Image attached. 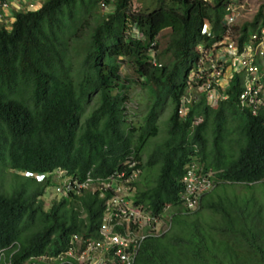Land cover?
<instances>
[{"label": "trees", "instance_id": "1", "mask_svg": "<svg viewBox=\"0 0 264 264\" xmlns=\"http://www.w3.org/2000/svg\"><path fill=\"white\" fill-rule=\"evenodd\" d=\"M131 1L44 0L13 12L9 27L0 22V264H38L31 258L65 250L71 235L92 236L104 206L85 190L45 204L51 180L23 171L106 176L122 168L130 148L141 169L136 203L156 215L172 209L169 227L143 240L134 264H264V113L237 108L235 81L216 108L201 98L185 118L176 111L196 45L225 32L227 0H149L137 10ZM100 6L110 9L99 15ZM263 15L264 3L252 21L231 26L239 45ZM135 84L149 94L138 126L126 121ZM168 100L165 137L144 163ZM195 115L203 120L192 126ZM233 130L236 149L226 155L223 142ZM193 156L222 183L188 212L179 202L180 179ZM236 186L249 189L248 196L236 194ZM258 186L260 197L252 193Z\"/></svg>", "mask_w": 264, "mask_h": 264}, {"label": "built area", "instance_id": "2", "mask_svg": "<svg viewBox=\"0 0 264 264\" xmlns=\"http://www.w3.org/2000/svg\"><path fill=\"white\" fill-rule=\"evenodd\" d=\"M250 1L227 0L225 14L221 19L225 27L222 37L210 45L196 46L197 56L186 76L185 94L181 96L177 110L180 117L186 116L190 105L197 103L201 97L211 107L225 100L226 91L234 79L239 81V109L252 116L264 113V65L261 61L264 59V22L258 27L261 17L256 30L249 32L242 45L237 41L239 36L234 35L231 29L238 14L249 6ZM256 1L259 4L258 11L264 0ZM209 28L210 24L205 21L203 32L209 34ZM133 31L136 32V29ZM151 52L154 54L152 49ZM152 63L160 66L155 59ZM236 74L242 75V78ZM200 120L197 118L195 123ZM136 164L137 161L130 156L123 161L121 170L105 178H93L88 174L81 181L61 179L54 187L57 194L79 193L90 189L105 200L97 236L73 235L64 251L56 256H40L38 260L50 264H134L143 240L149 235H157L166 225L162 216L153 214L132 199L133 182L140 172ZM61 175L62 172L58 171L57 176L62 178ZM182 184L181 203L184 208L193 210L198 205L200 195L211 186V181L191 166L183 176Z\"/></svg>", "mask_w": 264, "mask_h": 264}, {"label": "rangeland", "instance_id": "3", "mask_svg": "<svg viewBox=\"0 0 264 264\" xmlns=\"http://www.w3.org/2000/svg\"><path fill=\"white\" fill-rule=\"evenodd\" d=\"M149 0H132L131 1V7L132 9H142L145 6V3H147ZM30 4H35V0H30L27 2L26 7L30 8ZM258 2L256 0H251L250 4L248 7H246L245 10H243L242 12H240V14H238L234 25H242L245 22H250L252 20V18L254 17V15L256 14L257 11V7H258ZM35 6V5H34ZM110 8H102L100 6V8H98V14L102 15L105 11L109 10ZM225 14V13H224ZM264 22V15L262 16V18L260 19V24L258 27L261 26V24ZM256 30V26L255 28H249V32H252ZM258 30V29H257ZM168 34V31H163L162 32V36H165ZM193 54V52H192ZM263 65H264V59L261 60ZM128 67H124L123 70L125 72H130L131 70H127ZM261 69V68H260ZM241 74V73H240ZM238 74H236L237 76ZM242 75H238V78H242ZM180 77H182V72L180 73ZM235 81V84H238L239 81L233 80V82ZM240 85V83H239ZM148 91L147 89H143L140 85H131V88L129 89V101L127 102V108H128V115H127V120L129 123L138 126L139 122L142 121L143 116L146 114V111L148 109L146 103L148 102L147 99L149 96V94H147ZM172 111V105H171V101L168 100L164 110H162L159 113V116L157 117V122H158V126H159V133L155 138H151L148 143L145 145L144 148V154L142 155V162L145 163V161L147 160V155H149V153L151 152V149L153 148V146L156 143H160L161 141H163L164 137H165V130H166V120L169 117V114ZM241 113L238 112L236 114V117H240ZM233 126V125H232ZM231 127V125H230ZM212 126H210V129L207 130L206 132V140H207V144H206V152L208 153V156L211 155V151L213 150L212 147V140H213V136H212ZM237 132L236 130H233V132L229 133L226 137V139L223 142V147L225 148L223 151L226 153V155L231 154L230 150L231 148L233 150L236 149L235 147V137H237ZM230 147V148H229ZM197 149V148H196ZM196 152L198 150H195ZM143 174V173H142ZM9 177V176H7ZM140 179V177H139ZM8 179H5L4 183H3V190L4 191H8ZM235 188V193L236 194H245V196H248L249 193V189H245V188H241L239 186L234 187ZM256 190H253L252 193H254L257 197L259 196V189L260 187H256ZM258 189V190H257ZM230 191V189H229ZM49 193V192H48ZM48 193L46 192L45 196H43V200L45 202V204H49L50 201L53 199V197L48 196ZM172 213V209H168L165 214L164 217L165 218H169L170 214ZM209 218H211L208 214H206V216H204V220L205 221H209ZM167 227V225H165Z\"/></svg>", "mask_w": 264, "mask_h": 264}, {"label": "clouds", "instance_id": "4", "mask_svg": "<svg viewBox=\"0 0 264 264\" xmlns=\"http://www.w3.org/2000/svg\"><path fill=\"white\" fill-rule=\"evenodd\" d=\"M12 1H18V0H5L4 2H2V3H0V22H3V24H5L6 25V27H9V24H10V22L12 21V14L11 15H9V16H7V15H4V12L9 8V6H10V3L12 2ZM44 1V0H43ZM42 1V2H43ZM41 2V3H42ZM41 3H40V5H41ZM39 5V6H40ZM39 6H37V7H39ZM30 8H27L26 6H22L21 7V9H24V10H28V9H35V8H37L36 6H34L33 4H30V6H29ZM205 22V21H204ZM203 22V23H204ZM208 22V21H207ZM209 23V22H208ZM203 32V31H202ZM152 43H154V42H152ZM197 46V45H196ZM153 50V49H152ZM195 52H196V47H195ZM196 59V58H195ZM195 61V60H194ZM194 61L192 62V64L190 65V67H189V69L187 70V72H186V74H185V77H184V90H183V93L180 95V97H179V102H178V106H177V110H178V107H179V103H180V98H181V96L183 95V94H185V79H186V76H187V74H188V72H189V70H190V68H191V66L193 65V63H194ZM158 64V63H157ZM154 66H157V65H154ZM231 85V84H230ZM237 86H238V84H237ZM238 89H239V87H238ZM239 91H240V89L238 90V93H239ZM226 93H227V91H226ZM238 95V94H237ZM227 97H228V95H227ZM202 98V97H201ZM200 98V99H201ZM227 99V98H226ZM225 99V100H226ZM205 101V100H204ZM220 101H223V100H220ZM219 101V102H220ZM219 102H218V104H219ZM206 103V102H205ZM237 101H236V106H237ZM194 104H196V103H194ZM194 104H192V105H190V109H189V112L191 111V107L194 105ZM218 104L215 106V107H211V106H209L208 104H206V105H208L209 107H211V108H216L217 106H218ZM237 108L239 109V107L237 106ZM176 110V111H177ZM240 110V109H239ZM189 112H188V114H189ZM187 114V115H188ZM177 115H178V112H177ZM186 115V116H187ZM186 116H184V117H180L179 115H178V117H180V118H185ZM197 118H201V120L198 122V123H195L196 121H197ZM202 117L201 116H198V115H195L194 116V118H193V122H192V126H197V125H199L201 122H202ZM132 157L135 161H137V164H136V168H138L139 170H140V172H139V174H138V176H137V179L135 180V182H133V187H134V192L132 193V199L134 200V198H133V194L136 192V183L138 182V180H139V177H140V174H141V169L138 167V160L134 157V154H133V148H130V152H129V154L125 157V159H127L128 157ZM125 159L123 160V161H125ZM123 161L121 162V167H122V164H123ZM191 166H193L194 168H195V170H196V172L197 173H200V174H204V175H206L209 179H210V181H211V186L206 190V191H204L201 195H200V197H199V201H198V205H197V207L196 208H194L193 210H188V209H186V208H184V206L182 205V203H181V200H180V198H179V202H180V206L185 210V211H188V212H192V211H195V210H197L198 208H199V206H200V203H201V199H202V197L205 195V194H207V193H210L211 191H213L215 188H216V186L218 185V184H220V183H222L219 179H217L214 175H213V171L209 168V169H206L205 167H204V165H203V163L201 162V161H199V156H193L192 157V159L188 162V163H186V165H185V167H184V173H183V175H182V177H181V179H180V183H181V185H182V191H181V193H180V197H181V194H182V192H183V184H182V178H183V176L185 175V173H186V171L191 167ZM122 169V168H121ZM120 168L119 169H116V170H121ZM116 170H114V171H116ZM58 171H61L62 172V178H60L59 176H57V172ZM113 171V172H114ZM112 173V172H111ZM110 173V174H111ZM22 174L24 175V176H28V177H33V178H35V180H37V181H42V180H44L45 178H48V179H50L51 180V185L48 187V189H47V193H48V196H51V197H53V199L54 198H58V197H60V196H62V195H67V194H70V193H67V194H57V193H55L54 192V187H56V185L61 181V179L63 180V178H67L68 180H73L72 178H70L69 176H67L66 174H65V172L62 170V169H56V170H54V171H52V172H48L47 174H41V173H30V172H25V171H23L22 172ZM90 175V176H92L93 178H96V177H101V178H105L106 176H108V175H106V176H93V175H91V173L90 172H88L86 175H85V177L87 176V175ZM38 177H40V178H38ZM84 177V178H85ZM84 178L83 179H80L79 181H81V180H84ZM77 180V179H76ZM264 181V176L260 179V182H263ZM82 191H84V190H82ZM81 191V192H82ZM85 191H90V192H92V193H95V194H97L98 195V193L97 192H95V191H92V190H90V189H85ZM80 193V192H79ZM46 194V193H45ZM71 194H74V193H71ZM76 194V193H75ZM45 196V195H44ZM98 197H99V195H98ZM100 198V197H99ZM100 199H103V198H100ZM104 200V199H103ZM134 202L136 203V201L134 200ZM137 204H141V203H137ZM104 205H105V200H104ZM142 206H144L145 208H146V206L144 205V204H141ZM103 209H104V206H103ZM103 209H102V213H103ZM168 209H171L170 207H168V206H166V207H164V209H163V212H162V214H160V216H162L163 217V219H164V221H165V223H166V225H167V227L165 226V228H164V230L163 231H165L169 226V218L167 219V218H165L164 217V214H165V212L168 210ZM149 210V209H148ZM151 211V210H150ZM102 213H101V216H102ZM153 213V212H152ZM154 214V213H153ZM100 221H101V217H100V220H99V223H98V227H99V224H100ZM98 227H97V229H98ZM97 229H96V231L94 232V234L92 235V236H85V235H78V234H73V235H78V236H83V237H92V238H95L96 236H97ZM163 231H161V232H163ZM160 232V233H161ZM160 233H158L157 235H159ZM73 235H71L70 237H69V240H70V238L73 236ZM157 235H152V236H157ZM149 236H151V235H149ZM69 240H68V242H69ZM142 244V243H141ZM68 247V246H67ZM62 251H64V250H62ZM61 250L59 251V252H57V253H55V254H42V255H39V256H34V257H32L31 259L33 260V262H36V263H38V264H50V263H48V262H43V261H39L38 260V257H40V256H43V255H46V256H56L57 254H59V253H61L62 252ZM138 253V252H137ZM136 258V257H135ZM135 263V262H134ZM8 264H10V263H8ZM55 264H65V263H55ZM69 264V263H68Z\"/></svg>", "mask_w": 264, "mask_h": 264}, {"label": "crops", "instance_id": "5", "mask_svg": "<svg viewBox=\"0 0 264 264\" xmlns=\"http://www.w3.org/2000/svg\"><path fill=\"white\" fill-rule=\"evenodd\" d=\"M30 1V0H18V1H12L10 3V6L9 8L4 12V15H11L13 14V12L21 9L22 6H26L27 2ZM43 0H35V5L36 7L40 5V3L42 2Z\"/></svg>", "mask_w": 264, "mask_h": 264}]
</instances>
